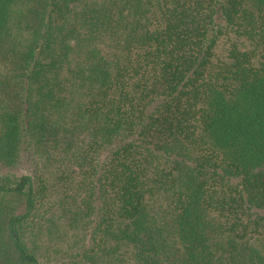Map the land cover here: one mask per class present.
Here are the masks:
<instances>
[{
	"label": "trees",
	"instance_id": "obj_1",
	"mask_svg": "<svg viewBox=\"0 0 264 264\" xmlns=\"http://www.w3.org/2000/svg\"><path fill=\"white\" fill-rule=\"evenodd\" d=\"M10 42L0 264H264V0H0Z\"/></svg>",
	"mask_w": 264,
	"mask_h": 264
},
{
	"label": "rangeland",
	"instance_id": "obj_2",
	"mask_svg": "<svg viewBox=\"0 0 264 264\" xmlns=\"http://www.w3.org/2000/svg\"><path fill=\"white\" fill-rule=\"evenodd\" d=\"M22 5H19L18 9L22 8ZM31 7H33V4L31 5ZM27 17V16H26ZM29 17V16H28ZM16 28L13 30L15 31ZM19 36H16V40H19L20 37L22 36V32L21 30H19V32H14ZM14 34V36L16 35ZM21 35V36H20ZM20 47H18V45H16L15 43L10 42L9 44H6L2 47V50L0 52V68L2 69L1 72L5 71V68L8 67V65L10 66V63H13V61H15L17 59V54L19 53ZM10 94V92H9ZM54 169L52 167H48V171L52 172ZM46 175V174H45ZM47 177H52L51 175H46ZM63 185L60 183H55V185H53L52 187V191H51V195L54 198H57L58 195H61V190L63 189ZM60 232L63 235V244H67L69 241H71L73 239L74 236V230L71 231V229L69 228V226L67 225V223H64L63 225H61L59 228ZM47 238L49 239V236H47ZM47 241V240H46ZM49 243H47L48 245ZM112 245H104V249H109V247H111ZM48 251V249H47ZM120 255H122V257L124 256V254H126L127 256L131 257V254L128 250H126L125 248H123L121 251H119ZM118 254H108L107 256L103 257L101 259V264H105L107 262H109V264H131V262H123V261H119ZM51 261V260H48ZM43 264H53V263H49V262H45Z\"/></svg>",
	"mask_w": 264,
	"mask_h": 264
}]
</instances>
